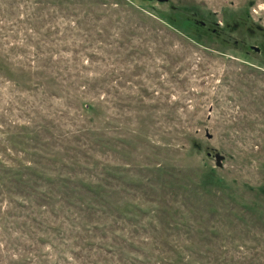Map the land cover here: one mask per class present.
<instances>
[{
	"label": "rangeland",
	"instance_id": "rangeland-1",
	"mask_svg": "<svg viewBox=\"0 0 264 264\" xmlns=\"http://www.w3.org/2000/svg\"><path fill=\"white\" fill-rule=\"evenodd\" d=\"M263 33L264 0H0V264H264Z\"/></svg>",
	"mask_w": 264,
	"mask_h": 264
},
{
	"label": "flooded vegetation",
	"instance_id": "flooded-vegetation-1",
	"mask_svg": "<svg viewBox=\"0 0 264 264\" xmlns=\"http://www.w3.org/2000/svg\"><path fill=\"white\" fill-rule=\"evenodd\" d=\"M240 23H242V24L244 23L243 18L240 20ZM198 24H200V26H204V25H205L204 21H199ZM255 27H256L259 31H262V29H263V27H262L260 24H258V23L255 25ZM249 28H250V27H249ZM250 29H252V28H250ZM215 30H216L215 27H212V28H211V31L216 32ZM263 36H264V33H263ZM263 38H264V37H263ZM249 49H250V50H253V51L256 52V53L264 54V41H260L257 45H249Z\"/></svg>",
	"mask_w": 264,
	"mask_h": 264
},
{
	"label": "water",
	"instance_id": "water-1",
	"mask_svg": "<svg viewBox=\"0 0 264 264\" xmlns=\"http://www.w3.org/2000/svg\"><path fill=\"white\" fill-rule=\"evenodd\" d=\"M150 1V0H149ZM157 1H160V2H164V1H167V0H157ZM207 135L210 137L211 134L207 133ZM224 156L222 154H215V159H216V164L217 165H221V159L223 158Z\"/></svg>",
	"mask_w": 264,
	"mask_h": 264
},
{
	"label": "trees",
	"instance_id": "trees-1",
	"mask_svg": "<svg viewBox=\"0 0 264 264\" xmlns=\"http://www.w3.org/2000/svg\"><path fill=\"white\" fill-rule=\"evenodd\" d=\"M145 1H148V0H145Z\"/></svg>",
	"mask_w": 264,
	"mask_h": 264
}]
</instances>
